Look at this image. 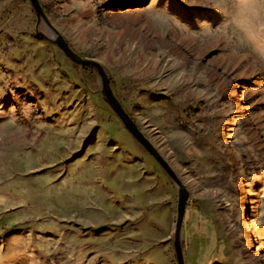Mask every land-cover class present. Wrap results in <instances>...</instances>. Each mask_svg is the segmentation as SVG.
Masks as SVG:
<instances>
[{
  "label": "rangeland",
  "instance_id": "374dc122",
  "mask_svg": "<svg viewBox=\"0 0 264 264\" xmlns=\"http://www.w3.org/2000/svg\"><path fill=\"white\" fill-rule=\"evenodd\" d=\"M38 1L182 181L184 264H264V0ZM45 27L0 0V264H176L174 184Z\"/></svg>",
  "mask_w": 264,
  "mask_h": 264
},
{
  "label": "water",
  "instance_id": "95a60500",
  "mask_svg": "<svg viewBox=\"0 0 264 264\" xmlns=\"http://www.w3.org/2000/svg\"><path fill=\"white\" fill-rule=\"evenodd\" d=\"M33 6L35 16L37 19L42 18L45 22V32H38L45 39L53 42L70 60L77 63L80 66H89L96 70L100 76V89L104 100L111 108V110L116 114V116L121 121L123 127L131 134V136L151 155V157L157 162V164L162 168V170L170 178L171 182L174 184L177 190V202H176V218L173 231V247L176 258V264H184L183 248L181 242V228L184 218V213L186 209V204L188 201V193L176 174L175 170L172 168L170 163L165 159V157L159 152L155 145L147 138V136L141 131L137 126L135 121L124 109L121 102L115 96L111 89L109 83L108 74L103 67V65L95 59L86 58L75 52L71 46L64 40V38L53 29L49 21L47 20L43 9L41 8L38 0H29Z\"/></svg>",
  "mask_w": 264,
  "mask_h": 264
},
{
  "label": "bare ground",
  "instance_id": "6f19581e",
  "mask_svg": "<svg viewBox=\"0 0 264 264\" xmlns=\"http://www.w3.org/2000/svg\"><path fill=\"white\" fill-rule=\"evenodd\" d=\"M126 1H129V0H126ZM128 15H129L128 12H118V13L116 14V17H118V18H121V17H127Z\"/></svg>",
  "mask_w": 264,
  "mask_h": 264
}]
</instances>
